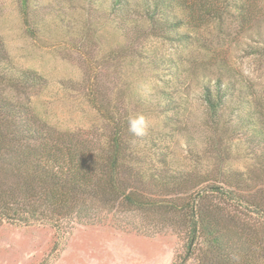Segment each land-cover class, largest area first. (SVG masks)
Masks as SVG:
<instances>
[{
	"label": "trees",
	"instance_id": "trees-1",
	"mask_svg": "<svg viewBox=\"0 0 264 264\" xmlns=\"http://www.w3.org/2000/svg\"><path fill=\"white\" fill-rule=\"evenodd\" d=\"M80 1L155 81L104 96L94 129H62L23 99L48 79L17 65L0 31V224L170 231L174 264H264V106L230 57L231 35L255 39L244 49L264 57V0ZM19 8L31 36L63 21L36 0ZM154 38L179 51L163 53ZM195 100L205 107L198 135ZM137 113L143 136L128 130Z\"/></svg>",
	"mask_w": 264,
	"mask_h": 264
},
{
	"label": "rangeland",
	"instance_id": "rangeland-1",
	"mask_svg": "<svg viewBox=\"0 0 264 264\" xmlns=\"http://www.w3.org/2000/svg\"><path fill=\"white\" fill-rule=\"evenodd\" d=\"M44 11L60 10L63 21L50 19L48 30L29 35L19 0H0V31L12 60L32 68L48 79V87L22 96L35 104L53 125L66 129L91 130L97 124L99 100L127 96L155 79L136 65L108 22L86 15L80 0H36ZM264 12V1L259 2ZM49 18H53L48 14ZM60 20V22H59ZM231 61L241 68L257 88L264 106V57L249 55L242 36L231 35ZM243 42V43H242ZM151 45L165 54L179 51L177 45L152 39ZM205 107L200 100L191 106L197 135ZM159 117V116H158ZM153 118V117H152ZM158 120L154 116L153 120ZM200 126V127H199ZM102 224L74 225L58 231L50 225L0 224V264H174L180 249L170 231L146 235L132 228ZM194 264V263H188Z\"/></svg>",
	"mask_w": 264,
	"mask_h": 264
},
{
	"label": "clouds",
	"instance_id": "clouds-1",
	"mask_svg": "<svg viewBox=\"0 0 264 264\" xmlns=\"http://www.w3.org/2000/svg\"><path fill=\"white\" fill-rule=\"evenodd\" d=\"M128 130L134 136H143L146 132L147 122L143 114L130 115L127 120Z\"/></svg>",
	"mask_w": 264,
	"mask_h": 264
}]
</instances>
